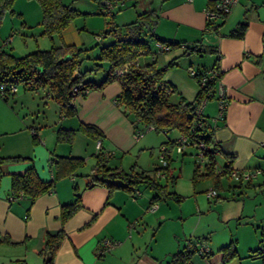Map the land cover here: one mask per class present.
I'll return each instance as SVG.
<instances>
[{"label":"crops","instance_id":"1","mask_svg":"<svg viewBox=\"0 0 264 264\" xmlns=\"http://www.w3.org/2000/svg\"><path fill=\"white\" fill-rule=\"evenodd\" d=\"M105 1H101L104 8ZM112 2L117 7L130 4L129 11L135 18L141 12H151L146 22L152 24L155 34L181 43L167 52L156 53L155 59L157 62L158 54L165 63L176 58L175 67L162 80L189 101L197 86L187 94L181 89L184 78L188 79L187 70L180 65L181 58L191 54H183L186 48L182 44L201 39L203 45L214 47L208 64L203 66H217L221 72L218 85L226 98L225 117L217 121L213 131L220 149L214 154L221 172L217 199L202 196L194 189L177 205L171 197L151 203L154 192L144 185L136 187V197L124 188H84V175L93 167L98 150L97 141L79 128L80 123L93 124L101 130L102 148L113 150L109 166L128 170L123 167L124 160L141 155L145 148L139 138L135 139L130 118L115 101L121 89L118 81L77 97L74 116H61L53 100L54 113L57 110L58 115L51 120L46 101L30 106L26 92L18 94L16 90L0 97V157L17 158L0 164V264H44L39 250L45 235L61 227L65 237L52 264H165L185 239L194 237H206L210 254L204 257L194 253L190 264H264V253L258 250L264 244V0H239L225 17L215 20L222 35L201 34L206 24L204 8L212 0ZM243 19L247 21L243 36H228ZM46 97L53 99L47 93ZM216 109L214 97L206 102L204 115L212 119ZM60 127L75 130L71 142L57 140ZM229 155L232 158L227 168ZM58 156L81 157L85 165L74 175L56 180L51 191L32 203L25 197L10 201L13 173L33 166L41 180H50L54 176L51 160ZM90 159L93 161L88 167ZM111 159L117 161L110 164ZM138 166L136 169H143ZM225 168L228 174L222 172ZM233 172L252 175L236 178ZM170 173L174 175L171 170ZM208 181L211 188L212 181ZM73 185L81 191V206L61 224V205L73 201ZM168 191L180 195L175 190ZM103 239L118 243L100 253ZM230 242H234L237 254L225 260L221 248Z\"/></svg>","mask_w":264,"mask_h":264},{"label":"trees","instance_id":"2","mask_svg":"<svg viewBox=\"0 0 264 264\" xmlns=\"http://www.w3.org/2000/svg\"><path fill=\"white\" fill-rule=\"evenodd\" d=\"M35 1L41 9L42 34L51 38L55 34L61 35L72 18L79 13L70 5L63 3L62 0ZM14 2L15 0H0V23H2L4 14L7 12L14 13ZM150 14L151 12L148 11L137 14V19L127 24L128 33L124 37H116L112 42L99 48V54L94 59L103 61L108 66L105 75L99 81L85 80L84 75L88 70L81 71L80 69L81 59L79 58V53L82 48H78L74 44L61 43L60 45H52L49 49L36 50L20 57L14 56L12 53L0 48V82L22 83L23 89L30 91L46 88V93L57 104L59 114L63 117H68L77 113L78 105L72 101L73 94H71V91L73 87H76V94L79 93L84 96L86 94L85 91L101 89L111 81H118L121 89L115 97V101L122 112L130 118L133 132L135 133L137 130L145 132L150 127L156 132L162 131L166 133L167 141H163L160 145V147L165 146L163 150L165 164H159L155 167L152 174L144 169H136L135 165H132L128 170H124L119 167L109 166L108 158L103 157L102 153L98 151L95 155L96 160L93 167L84 175V188L95 185H104L109 190L124 188L136 197L134 193V191H138L136 187L144 185L154 192L151 197V203L167 197L181 200L183 198L181 195L168 191V182L171 184L175 182L174 175L170 173L171 149L176 147L177 137L185 136L188 141L186 147H193L198 150L199 143L204 145L202 151L207 161L195 165L193 181L196 183L202 178L210 179L212 181L211 188L217 192V195L213 198H216L218 196L221 172L220 169H217L214 158V154L220 152L218 143L213 137L215 126L208 123L204 110L202 113V124L194 125V123L197 118L196 107L202 99L206 98L208 101L217 97L216 92L221 77L220 71L219 74L213 75V77H207L204 83L199 82L208 70H218L217 66H202L197 69L189 67L195 70L194 74L189 75L197 85V91L191 101L187 100L182 94L177 101H171L170 97L176 91L171 84H168L171 87V91L161 92V85L166 84L162 80L165 71L175 67L176 58L170 59L164 66L159 67L156 64V52H152L154 57L151 61L139 66L132 65L122 77H117L114 73V70L121 67L125 62H132L139 55L150 53L149 44L143 37L145 26L138 23L139 20L146 21L147 16ZM227 14L222 15L221 18ZM111 15H113V12ZM147 23L149 25L148 33L151 36H155L156 42L167 44L169 50L181 45L180 42L159 38L154 32L152 24L150 22ZM206 24L202 30V35L205 33L222 35L219 33L220 24H215V21L208 24V26ZM246 26L247 21L243 19L227 35L240 38L243 36ZM7 43L4 41L5 45ZM182 46L186 48L183 54L193 52L211 53L214 51V47L203 45L201 39L190 44H182ZM79 128L96 141L102 137L101 130L93 124L80 123ZM170 131H176L178 136L170 139ZM74 132V129L60 127L56 131V138L58 141L71 142ZM185 148L179 153L184 154ZM228 158L229 160L225 166L227 168L230 166L232 155H229ZM10 159L14 160L17 158L0 157V164ZM51 165L54 176L47 181L41 180L37 176L33 166L27 167L22 173H13L11 176L10 196L13 199L25 197L32 203L39 195L51 191L56 180L74 175L78 169L84 167L85 161L81 157L58 156L51 160ZM201 166L203 170H200ZM159 171L164 172L162 177L165 178L164 183L160 182V177L157 176ZM222 172H227L226 174H228V169L225 168ZM72 188L74 191L73 201L61 205L59 214L61 224L81 206V191L76 185H73ZM64 237L65 232L62 227L54 233H46L43 247L39 250L43 255L44 264L53 263L54 255ZM203 243L208 247L206 237L187 238L183 246L169 256L165 264H190L189 260L194 253L204 257L208 256L210 254L209 247L206 252L199 253V246ZM262 246L258 250L264 253ZM221 252L225 260L234 257L237 254L234 242L223 246Z\"/></svg>","mask_w":264,"mask_h":264},{"label":"rangeland","instance_id":"3","mask_svg":"<svg viewBox=\"0 0 264 264\" xmlns=\"http://www.w3.org/2000/svg\"><path fill=\"white\" fill-rule=\"evenodd\" d=\"M63 3L70 5L77 10V13L71 20V22L62 31L61 35L55 34L51 37L42 34L41 24V9L35 0H15L13 4L14 13L7 12L4 14L2 23H0V48L4 51L12 53L14 56L20 57L27 53L36 50L49 49L52 45H60L61 43L74 44L78 48H82L79 53L81 59L80 69L81 71L88 70L84 78L85 80L99 81L106 72V63L94 59L98 56L99 48L102 45H106L112 42L116 37H124L127 31V24L135 21L137 18L131 11V5L126 4L122 7H117L115 4L113 7V15L105 12L104 5L101 4L102 0H62ZM130 8V9H129ZM19 12L23 14L20 15ZM140 23V20L138 21ZM110 29H113L110 31ZM108 31V32H107ZM144 38L147 40L150 53L141 54L138 56V62L143 64L146 61L152 59V52L156 51V39L155 36H151L148 33V28L143 30ZM4 41L8 42L6 45ZM159 56V57H158ZM211 53H197L186 54L181 58V64L183 68L187 70L188 79H185V83H182L181 89H184L185 93H189L196 88V82L189 75V65L197 69L203 65L208 64ZM157 63L159 67L165 65V62L161 60V56L157 55ZM169 70V69H168ZM166 70L165 73L168 71ZM166 74H170L169 72ZM175 75H178V71H174ZM196 85V86H195ZM37 91H28L23 89L22 83L17 84V93L26 92V101L30 106H34L40 101L47 102L50 109V120L54 119L58 115V111L54 113L56 105L51 98L46 97L45 88H39ZM181 93L176 90L172 93L170 100L175 102L179 99ZM53 109V111H51ZM176 131H170L169 137L173 139L176 135ZM167 135L164 132H156L153 129L146 130L142 136L139 137L140 143H143V153L135 156L132 160H124L123 167L125 169L130 168L133 163L139 168L146 169L150 174L158 166V149L163 141H167ZM198 150L193 147H186L184 154L178 153L175 148L171 149L170 170L174 174L175 182L171 184L168 182V189L175 190L177 193L183 196L182 199L187 198L188 195L194 192V189L198 191L202 196H206V190L210 187L207 178H202L196 183L193 181V169L195 165L200 164V158L197 155ZM126 157V156H125ZM93 160L90 159L88 163ZM117 160H110L111 163H115ZM131 161V162H130ZM203 167L201 166L200 170ZM160 182H165V178H160ZM196 187V188H195ZM174 200L175 204H179L180 200ZM181 199V200H182ZM174 214L179 216L178 210L173 208ZM186 241V239H185ZM184 241V242H185Z\"/></svg>","mask_w":264,"mask_h":264},{"label":"built area","instance_id":"4","mask_svg":"<svg viewBox=\"0 0 264 264\" xmlns=\"http://www.w3.org/2000/svg\"><path fill=\"white\" fill-rule=\"evenodd\" d=\"M239 2V0H212L211 4L205 6L204 8V16H205V22L207 23L206 26H208V24L213 23L215 20L221 18L222 15L229 13L230 10ZM114 4L112 2V0H106L105 1V12L107 14H112V10H113ZM156 53H162V52H166L167 50H169V46L167 44H162L160 42H156ZM154 57V55H153ZM152 57V58H153ZM139 66V65H143L141 63L138 62V59H135L132 62H125L121 67L117 68L114 70V73L117 77H122L123 74L125 72H127V70H129V68L131 66ZM195 70L194 69H190L189 70V74H194ZM219 74V70L217 69H210L206 72V75L202 76V78L200 79V83H204V81L206 80L207 77H213V75H217ZM156 86V84H155ZM161 92L162 93H166L171 91V87L168 84H163L161 85ZM17 90V84L11 83V82H7V83H2L0 82V97L4 98L7 97L8 95L15 93V91ZM76 92V87L72 88L71 94H73L72 96V101L74 102L75 99L77 97H81L82 95L79 93H75ZM87 91H85L86 93ZM155 92V91H154ZM75 94V95H74ZM155 94H157V92H155ZM216 96H217V109H216V114L213 116L212 119L207 118L208 123L214 125L215 127L217 126V121L223 120L225 117V108H226V98L223 92V89L221 87V85H218L217 88V92H216ZM207 102L206 98H203L202 101L200 102V104L196 107V114H197V118L195 120L194 125H200L202 124V113L204 110V106ZM151 128L148 127L147 130H150ZM144 132L142 130H137L135 133L133 132V135L135 137V139H138L140 136H142ZM188 145V141L187 138L185 136H179L177 137V144H176V151L179 153L181 152L186 146ZM165 146H161L159 149V163L160 165H164L165 164V160H164V150ZM204 145L202 143H199V149H198V153L197 155L200 158V162L204 163L207 161V158L203 155V149ZM96 148L98 151H100L103 155V157L109 158L113 155V150H107V149H103L101 146V141L97 140L96 142ZM235 174L236 178H240L241 176L243 178H250V176L252 175V173H243V174H237L236 172H233ZM157 176L159 177H163L164 176V172L163 171H159L157 172ZM135 194H138V191H134ZM207 196L210 198H213L217 195V192L212 189L209 188L207 190ZM10 201L13 199L11 196H9ZM188 242V240H187ZM118 242L115 240H111V239H103L102 241V248L99 250L100 253H103L105 249L111 248L113 246H115ZM262 249H264V246H262ZM208 250V247L205 243H203L202 245L199 246V253H203L206 252Z\"/></svg>","mask_w":264,"mask_h":264},{"label":"water","instance_id":"5","mask_svg":"<svg viewBox=\"0 0 264 264\" xmlns=\"http://www.w3.org/2000/svg\"><path fill=\"white\" fill-rule=\"evenodd\" d=\"M141 24H143L146 28H149V25L146 21H140Z\"/></svg>","mask_w":264,"mask_h":264}]
</instances>
